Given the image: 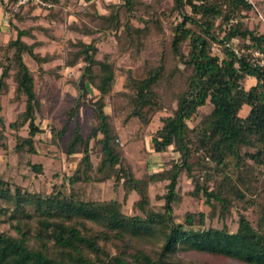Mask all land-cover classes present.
<instances>
[{
    "label": "trees",
    "instance_id": "1",
    "mask_svg": "<svg viewBox=\"0 0 264 264\" xmlns=\"http://www.w3.org/2000/svg\"><path fill=\"white\" fill-rule=\"evenodd\" d=\"M39 1L44 6L28 2L13 12L16 0H0V18L8 13L11 29L0 44V98L11 77L23 109L8 127L13 132L26 127L14 150L28 156L38 153L36 136L45 130L40 128L41 99L23 57L32 59L41 74V65L56 57L36 53L45 45L38 36L60 40L48 25L56 15L52 8L58 12L80 0ZM97 2L105 13L95 0H81L80 10L71 13L65 29L76 37L65 41L62 66L46 71L52 79L61 77L62 68L79 71L68 80L76 96L62 111L61 127L46 125L50 146L59 148L64 159L79 157L69 175L52 173L45 195L19 186L11 190L0 177V225L5 224L0 264H208L179 252L264 264V68L250 61L252 52L264 54V32L259 23L245 21L255 9L264 18V2ZM141 54L138 75L116 65L123 55L134 63ZM247 79L253 83L245 88ZM86 86L96 92L94 99L87 98ZM54 104L55 99L48 100V114ZM206 104L210 111L199 115ZM87 108L95 125L83 135L78 112ZM155 117L158 126L149 133ZM120 133L139 141L147 134L146 163L152 154L170 151L168 168L157 163L158 170L136 178ZM193 155L196 160L190 161ZM27 166L42 173L40 163ZM182 175L192 185L185 196L196 206L176 221L172 200ZM106 182L121 190L122 202L83 198L86 186ZM156 183L165 189L155 197L162 201L159 206L151 205L148 193ZM132 193L137 199L125 214L122 204ZM206 219L216 225L207 226Z\"/></svg>",
    "mask_w": 264,
    "mask_h": 264
},
{
    "label": "rangeland",
    "instance_id": "2",
    "mask_svg": "<svg viewBox=\"0 0 264 264\" xmlns=\"http://www.w3.org/2000/svg\"><path fill=\"white\" fill-rule=\"evenodd\" d=\"M96 1V7L100 12L102 10L100 3ZM112 0H103L105 4L110 3ZM254 5L255 0H251ZM264 2V0H257ZM165 5L170 6V0H166ZM1 8V6H0ZM13 8V7H12ZM81 8V0L77 5H69L64 10L57 12V7L52 8L53 12L56 13L52 18V22L48 24L54 33L60 40L58 41H48L45 38L38 36L43 41L45 45L38 50L36 53L43 55L48 53L53 54L56 59L50 63L41 65L43 72L40 74L38 71V66L35 62L28 56H24V62L33 73L34 76V91L41 99V124L40 128L44 129V133L40 136H36L35 149L37 154L34 156H28L24 151H15L14 146L19 139V137H25L27 130L26 127L22 128L18 132H13L9 127V123L14 121L20 111L23 109V97L17 96L15 94L16 85L11 77L5 80L6 83V94L0 98V177L3 181L10 184V189L13 190L14 186H19L22 190L29 193H39L47 194L51 188L50 177L53 172L60 171L65 172L69 175L74 168L75 162L79 155H72L68 159H64L59 148L52 147L49 145V133L47 132V126L49 123L53 124L56 129L61 127V115L63 109L66 107L67 103L71 101L72 98L76 96V91L72 85L68 82L70 79H76L79 75V71H72L66 68H62L58 72L61 77L58 79H52L51 76L46 72L48 70L54 69L56 67H61L63 61L66 58L67 47H65L67 39H75L76 35L68 32L65 29V25L70 23L72 20L71 13L77 12ZM1 12V9H0ZM14 12V11H13ZM38 10H36V13ZM1 14V13H0ZM1 17V16H0ZM8 13H4V16L0 18V44H4L7 38L11 34V29L7 26L10 20ZM63 21V22H60ZM250 25L253 23H259V30L264 32V18L259 10L255 9L254 13L247 14L245 19ZM44 25V22H41ZM166 29V28H165ZM169 38L168 29L165 30V39ZM112 43L115 44L113 39ZM105 49H108L107 46ZM151 51V45H147L146 52ZM213 53H217L216 46L212 47ZM143 54L134 62L128 61L127 56L123 55L116 60L117 67L120 68H131L133 72L138 75L142 70V60ZM253 83V80L247 79L244 83V87H248ZM115 89L120 88V80L114 86ZM87 98L94 99L96 97V92L89 86H86ZM55 99V108L51 113H47L48 110V100ZM108 109L106 108V112ZM210 111V106L206 104L204 107L199 109V115L206 114ZM245 112V109L242 111ZM39 122V118H35V123ZM78 123L81 127V132L83 135L86 134L87 130L95 125V121L91 119L90 110L84 109L78 112ZM158 126L157 117L152 121V125L149 128V133L152 132ZM149 137L147 134L145 137L139 141L133 139L129 135L120 133L119 143L122 145L123 154L130 164L131 170L136 178H143L147 171H156L158 167L156 164H165L164 168L167 169V160L173 155L170 151L163 154L157 155L152 154L149 163H146V153H150L149 148ZM196 156L193 155L190 161H195ZM27 163L36 164L40 163L42 165V173L35 174L27 166ZM192 188L189 180L181 176V179L177 183L176 193L172 200V210L176 221H180L182 215L186 212H192L194 210L195 203L185 196L186 191H190ZM163 183H156L149 185V198L151 205L159 206L162 201H157L155 197L160 196L164 193ZM83 198L87 200H103L114 198L122 202V192L120 189L112 190L111 184L109 182L100 183L95 185H88L83 189ZM137 199L135 194H130L125 202L122 204V210L125 214L131 212V204ZM197 208L201 211L207 212V209L200 203L197 204ZM249 216V215H248ZM235 218V214H233ZM206 225L216 224L214 221L210 222L206 219ZM1 228L5 227V224L0 225ZM179 255L189 260H199L206 262L208 264H239L227 259H222L220 257L208 256L201 253L195 252H179Z\"/></svg>",
    "mask_w": 264,
    "mask_h": 264
},
{
    "label": "built area",
    "instance_id": "3",
    "mask_svg": "<svg viewBox=\"0 0 264 264\" xmlns=\"http://www.w3.org/2000/svg\"><path fill=\"white\" fill-rule=\"evenodd\" d=\"M28 2H34L40 6H44V4L41 3L39 0H16L14 6L12 8V11H15L18 6L25 5ZM246 2L249 3L250 5H252L251 0H246ZM250 61L253 63V65H257L258 67L264 68V54H261L257 51H254L250 55Z\"/></svg>",
    "mask_w": 264,
    "mask_h": 264
},
{
    "label": "crops",
    "instance_id": "4",
    "mask_svg": "<svg viewBox=\"0 0 264 264\" xmlns=\"http://www.w3.org/2000/svg\"><path fill=\"white\" fill-rule=\"evenodd\" d=\"M111 2H115V0L110 1V3H111ZM107 4H109V3H107Z\"/></svg>",
    "mask_w": 264,
    "mask_h": 264
}]
</instances>
